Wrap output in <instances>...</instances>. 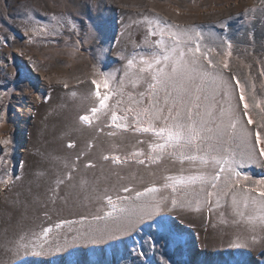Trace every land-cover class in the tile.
<instances>
[{"label": "rangeland", "instance_id": "1", "mask_svg": "<svg viewBox=\"0 0 264 264\" xmlns=\"http://www.w3.org/2000/svg\"><path fill=\"white\" fill-rule=\"evenodd\" d=\"M149 19L179 25L189 34L197 29L204 37L202 50L214 37L216 49L210 55L219 63L210 70L224 77L234 75L245 85L255 122L248 127L264 122V0H0V180L13 190L15 204L10 212L2 209L0 201V264H264V221L258 205L249 202L244 208L243 192L236 193L237 207L231 194L219 197L217 205L216 195H206L217 190L199 182L187 188L177 186L176 192L164 188L171 183L165 177L211 173L212 169L181 163L179 152L153 153L151 145L157 138L152 133L133 126L116 128L110 115L98 114L91 125L79 119L91 116V108L99 106L91 84L92 79L102 78L94 75L97 71L115 77L109 83L118 94L109 92L108 103L118 115L128 108L148 106L139 95L147 87L144 80L137 82L125 73L134 71L127 66L129 59L135 57L139 63L161 53L156 43L161 36L149 34ZM163 39L170 48L173 41L168 31ZM221 41L231 42V57L224 55L227 48ZM224 59L229 69L223 68ZM43 80L47 82L43 100L29 119L24 138L29 144L16 161V115L22 103L39 92ZM206 88L212 103L211 86ZM238 95L234 90L230 99H221L219 93L214 99L242 116ZM127 115L131 120L134 113ZM242 119L246 124L247 118ZM4 140L10 142L4 144ZM69 143L75 147L68 148ZM139 152L145 155H133ZM113 156L122 162H115ZM140 159L145 163H138ZM236 170L241 173V188L262 187L255 182L264 180V157L254 154L252 161ZM69 174L71 180L66 179ZM57 179L64 183L53 194ZM147 187L160 190L137 199L135 193ZM248 195L259 199L258 191ZM109 197L117 208L137 212L145 202L167 198L165 211L157 214V222L162 216L165 226L145 220L138 225L139 231L125 234L113 218H104L112 210ZM172 199L177 201L174 207ZM122 215L114 213V217ZM56 224L62 227L56 229ZM45 227L53 228L49 244L43 254L33 255V250L42 251ZM85 234L97 238L102 234L103 239L86 243ZM73 237H80L74 245ZM152 237L154 246L149 247ZM65 239L70 249L56 252L51 241ZM23 244L28 246L27 253L20 248L17 255V246ZM141 251L145 255H138Z\"/></svg>", "mask_w": 264, "mask_h": 264}, {"label": "snow or ice", "instance_id": "2", "mask_svg": "<svg viewBox=\"0 0 264 264\" xmlns=\"http://www.w3.org/2000/svg\"><path fill=\"white\" fill-rule=\"evenodd\" d=\"M72 23V21H68ZM149 26V34L156 36L158 33L161 39L156 43L161 49L159 55H153L151 59L139 60L133 57L127 61L129 69H134L130 74L125 73L129 78H135L138 82L143 79L146 84V89L139 93L144 99L147 107L125 109L124 115H118L114 110L113 105L108 102L111 100L109 92L116 93L115 89L110 88L109 81L115 77L112 74L94 72V75L102 77L101 79H92L91 84L95 89V97L98 102V107L91 108L90 115H82L79 119L84 123L91 125L93 119H99L98 114L110 115L111 123L116 128H124L127 130L133 126L135 130L143 133H152L157 138L156 142L151 145L153 153H163L171 150L173 153H180V162L188 161L191 164L200 167H210L211 173L201 171L196 175L190 176H168L164 188L171 187L173 192L177 191V186H193L197 182L201 186L208 185L216 192L207 191V197L217 196L216 204L219 205V197L232 196L234 206H239L236 199L237 191L245 194L243 200L244 208L248 207L249 202L259 206L261 213L260 219L264 221V180L256 181L255 183L262 186L259 190L256 188L243 189L240 187L241 173L237 171V167H243L246 162L253 160L254 154L264 157V122L256 127H248L255 124L252 116L249 114V105L245 96V85L240 80L233 76L224 77L218 71H211L217 68L218 61L211 58V53L215 51V38L212 37V43L207 45L204 50L201 48V41L204 39L203 34L197 29L190 30L180 29L179 25H172L161 19L147 20ZM155 24L156 28L151 26ZM166 25V27H165ZM75 27V25H73ZM173 28L175 32L171 31ZM45 29H39L43 33ZM168 31L169 38L173 41L171 47L165 46L164 33ZM33 32H37L33 29ZM5 39V43H6ZM195 47H192V45ZM227 51L225 56L231 57L232 44L228 41H221V45H225ZM223 68L229 69L227 59L222 61ZM211 69V70H210ZM141 74H144L143 76ZM264 75V71L261 72ZM232 81H235L233 84ZM206 84L212 89V103H208L209 95ZM66 88L67 84L64 85ZM101 88L104 90L101 92ZM238 90V104H243L242 116L237 114L235 108L229 106L225 108L218 104L214 97L219 93L221 99H230L233 91ZM163 93L162 96L159 93ZM75 94V93H73ZM118 94V93H116ZM139 103V102H138ZM119 102H117V105ZM256 107H260L257 104ZM264 111V108L261 109ZM128 112L134 113L129 120ZM143 117V119H141ZM242 117H246V124ZM120 121H127L120 123ZM111 134V133H110ZM10 141L4 140L2 143L8 144ZM259 146V147H257ZM68 148L75 147L69 143ZM239 150V151H237ZM134 156H144L142 152L133 153ZM160 157L147 156L146 159L158 160ZM104 160H109V156H104ZM117 163H121L120 157H111ZM140 164L145 163V159L138 161ZM91 166V165H86ZM236 177L233 181L232 176ZM14 179H20L14 177ZM66 179L71 180V175H67ZM248 179V177H245ZM0 183L7 185V181L0 180ZM64 183V179L55 181L56 187L51 191L55 194L58 191L59 185ZM222 185V186H221ZM160 189L157 187H147L144 191H137L135 197L140 199L148 196L151 193H157ZM125 192L131 191L128 188ZM259 199L248 195L250 192H257ZM126 199V198H125ZM167 198L162 197L160 201L155 203L145 202L140 206L139 212L136 210L129 211L125 208H117L111 197L108 198V204L111 205V211L104 214V218H113L118 227L125 233L139 231L138 225L145 220L157 222V214L165 211V203ZM211 203V201H205ZM177 201L171 200V205L174 207ZM196 211H200L197 207ZM119 211L124 213L122 216H115L114 213ZM96 219H101L97 216ZM71 224L73 221H64ZM164 219L161 216L157 222V227H164ZM61 224H56L55 228H61ZM53 232L52 227L43 229V242L39 245L41 252L33 250V255L43 254V249L46 244H49V236ZM80 239L73 237L72 244ZM86 243H98L103 239V235L99 238L85 234L83 237ZM149 247L154 246L155 237L151 238ZM56 252L68 251L70 244L67 239L63 243L60 241H51ZM50 245V246H51ZM239 247L240 245H235ZM36 246L34 245V248ZM23 248L25 254L28 251L26 244L18 245L16 254L19 255V249ZM138 255H145L142 251ZM167 264V262H165Z\"/></svg>", "mask_w": 264, "mask_h": 264}, {"label": "bare ground", "instance_id": "3", "mask_svg": "<svg viewBox=\"0 0 264 264\" xmlns=\"http://www.w3.org/2000/svg\"><path fill=\"white\" fill-rule=\"evenodd\" d=\"M19 53V52H18ZM47 82L43 80L40 83V89L37 94L30 95L21 105V109L18 110L16 115V127L15 131L19 134L17 135L18 138V149L16 153V161L21 160L23 157V153L28 147V144L24 138L29 129V119L33 116L36 108L38 107L39 103L43 100V91L45 90ZM9 184L5 185L4 183L0 184V201H2V209H6L7 211H13V190H9Z\"/></svg>", "mask_w": 264, "mask_h": 264}]
</instances>
